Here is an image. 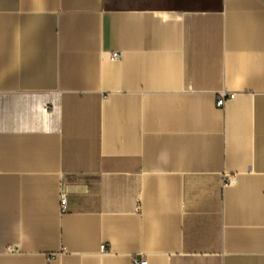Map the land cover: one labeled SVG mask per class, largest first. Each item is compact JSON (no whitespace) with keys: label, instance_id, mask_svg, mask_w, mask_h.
Masks as SVG:
<instances>
[{"label":"crops","instance_id":"obj_1","mask_svg":"<svg viewBox=\"0 0 264 264\" xmlns=\"http://www.w3.org/2000/svg\"><path fill=\"white\" fill-rule=\"evenodd\" d=\"M134 258L264 264V2L0 0V264Z\"/></svg>","mask_w":264,"mask_h":264},{"label":"built area","instance_id":"obj_2","mask_svg":"<svg viewBox=\"0 0 264 264\" xmlns=\"http://www.w3.org/2000/svg\"><path fill=\"white\" fill-rule=\"evenodd\" d=\"M121 53L120 52H114L111 54V59L112 60H119L121 58ZM234 97V94H229V93H226V92H221L219 93V96L217 98V106L218 107H223L226 103V101L230 98H233ZM62 210L65 209L66 207V199L64 197H62ZM105 248V246L103 247V249ZM133 263L134 264H147V262L145 260H142V261H138L134 258L133 260Z\"/></svg>","mask_w":264,"mask_h":264},{"label":"water","instance_id":"obj_3","mask_svg":"<svg viewBox=\"0 0 264 264\" xmlns=\"http://www.w3.org/2000/svg\"><path fill=\"white\" fill-rule=\"evenodd\" d=\"M261 1H263V2H264V0H261Z\"/></svg>","mask_w":264,"mask_h":264}]
</instances>
